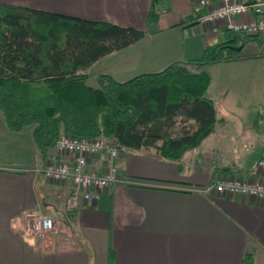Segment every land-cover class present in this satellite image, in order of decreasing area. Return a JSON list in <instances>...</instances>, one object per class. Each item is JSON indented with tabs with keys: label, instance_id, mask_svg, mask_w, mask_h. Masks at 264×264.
<instances>
[{
	"label": "crops",
	"instance_id": "obj_1",
	"mask_svg": "<svg viewBox=\"0 0 264 264\" xmlns=\"http://www.w3.org/2000/svg\"><path fill=\"white\" fill-rule=\"evenodd\" d=\"M152 1L159 17L148 23ZM194 3L0 0L144 30L142 39L123 48L131 49L125 62L114 71H102L118 82L198 58L224 42L220 26L198 23ZM189 29L194 37L201 36L190 49L182 39ZM167 33L176 35L166 44L154 43ZM141 41L148 47L139 53L136 45ZM98 61L85 71L87 79ZM209 98L214 102L219 97ZM219 115L214 132L177 160L163 158L153 148L122 149L117 160L120 180L102 190L96 201L68 211L71 185L50 183L34 172L44 158L30 129L10 130L0 113V264H264V202L197 192L225 176L264 182V170L255 168L264 157V130L258 134L248 129L246 134L225 117L226 109ZM33 211L51 216L53 228L42 235L24 231L22 216Z\"/></svg>",
	"mask_w": 264,
	"mask_h": 264
},
{
	"label": "trees",
	"instance_id": "obj_2",
	"mask_svg": "<svg viewBox=\"0 0 264 264\" xmlns=\"http://www.w3.org/2000/svg\"><path fill=\"white\" fill-rule=\"evenodd\" d=\"M158 17L152 1L146 21ZM144 35V30L113 21L0 4V113L5 124L12 131L29 128L42 159L62 134L102 136L120 149L153 148L163 158L179 159L212 134L219 121L207 96L211 78L205 66L241 58L222 56L221 49L257 36L233 34L198 58L124 82L101 74L97 86L87 83L85 71L93 63ZM178 122L183 126L176 131Z\"/></svg>",
	"mask_w": 264,
	"mask_h": 264
},
{
	"label": "built area",
	"instance_id": "obj_3",
	"mask_svg": "<svg viewBox=\"0 0 264 264\" xmlns=\"http://www.w3.org/2000/svg\"><path fill=\"white\" fill-rule=\"evenodd\" d=\"M193 12L202 26L218 25L233 34L260 36L264 40V0H195ZM258 122L264 130V117ZM121 150L102 136L75 138L62 134L33 170L50 183L71 185L65 204L68 211H73L82 203L96 201L102 190L120 180L117 160ZM255 168L264 170V157ZM200 193L242 195L264 202V182L225 176ZM22 220L24 231L30 234L42 235L54 225L51 216L38 211L23 214Z\"/></svg>",
	"mask_w": 264,
	"mask_h": 264
},
{
	"label": "rangeland",
	"instance_id": "obj_4",
	"mask_svg": "<svg viewBox=\"0 0 264 264\" xmlns=\"http://www.w3.org/2000/svg\"><path fill=\"white\" fill-rule=\"evenodd\" d=\"M175 35L172 33L161 34L159 39H154V43L160 45L163 42V44H166ZM238 35L241 36V34ZM221 36L222 40L226 41L228 38L233 37V33L224 31L221 32ZM182 39L185 40L186 47L190 49L191 46L199 44L201 36L194 37L191 29H189L188 35L183 33ZM145 43L146 41H141L136 45L137 48L139 47V53L148 47ZM229 45L233 48L221 49L222 56L239 55L241 58L234 61L227 60L228 63L208 65L207 69L210 77H213V81L208 89L207 96L219 97L214 98L215 104L217 103L218 115L220 111L223 112L226 109L228 115H225V117L230 122L239 123L238 128L244 127L246 134H249L246 132L248 129L258 134L262 133L263 127L258 122L259 118L257 116L264 114V40L259 36L247 40L243 45L238 41L233 45ZM124 50L114 51L100 59L91 68L87 83L93 87L97 86V77L101 75L102 71H114L119 64L125 62V57L129 56L131 49ZM203 53L205 52H202L201 56ZM143 58H147V56L144 55ZM182 126V123L178 122L175 130H180ZM204 188L206 186L199 188L197 192L200 193ZM206 195L210 196V194Z\"/></svg>",
	"mask_w": 264,
	"mask_h": 264
}]
</instances>
